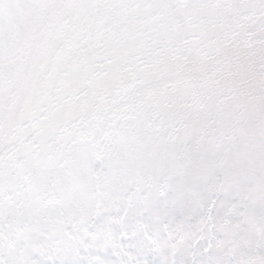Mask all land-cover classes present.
<instances>
[{"label":"snow or ice","instance_id":"6c2138e0","mask_svg":"<svg viewBox=\"0 0 264 264\" xmlns=\"http://www.w3.org/2000/svg\"><path fill=\"white\" fill-rule=\"evenodd\" d=\"M0 264H264V0H0Z\"/></svg>","mask_w":264,"mask_h":264}]
</instances>
